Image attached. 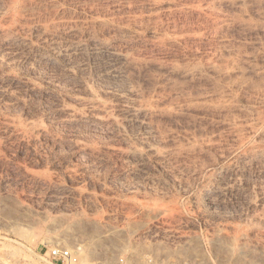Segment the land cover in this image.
<instances>
[{"label":"rangeland","instance_id":"obj_1","mask_svg":"<svg viewBox=\"0 0 264 264\" xmlns=\"http://www.w3.org/2000/svg\"><path fill=\"white\" fill-rule=\"evenodd\" d=\"M53 246L264 264V0H0V264Z\"/></svg>","mask_w":264,"mask_h":264},{"label":"built area","instance_id":"obj_2","mask_svg":"<svg viewBox=\"0 0 264 264\" xmlns=\"http://www.w3.org/2000/svg\"><path fill=\"white\" fill-rule=\"evenodd\" d=\"M47 257L46 264H67L68 262L76 263L78 255L69 248L53 246L48 253L44 254ZM159 260L153 256H147L143 264H156ZM116 264H131L127 258H120Z\"/></svg>","mask_w":264,"mask_h":264},{"label":"bare ground","instance_id":"obj_3","mask_svg":"<svg viewBox=\"0 0 264 264\" xmlns=\"http://www.w3.org/2000/svg\"><path fill=\"white\" fill-rule=\"evenodd\" d=\"M18 233V232H17ZM19 234V233H18Z\"/></svg>","mask_w":264,"mask_h":264}]
</instances>
